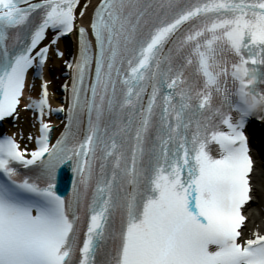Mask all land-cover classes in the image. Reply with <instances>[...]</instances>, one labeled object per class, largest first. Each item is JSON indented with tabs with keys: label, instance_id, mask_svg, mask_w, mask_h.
<instances>
[{
	"label": "snow or ice",
	"instance_id": "obj_1",
	"mask_svg": "<svg viewBox=\"0 0 264 264\" xmlns=\"http://www.w3.org/2000/svg\"><path fill=\"white\" fill-rule=\"evenodd\" d=\"M73 33L53 109L43 70ZM29 110L38 134L0 137V264H264L245 134L264 119V0H0V122Z\"/></svg>",
	"mask_w": 264,
	"mask_h": 264
},
{
	"label": "bare ground",
	"instance_id": "obj_2",
	"mask_svg": "<svg viewBox=\"0 0 264 264\" xmlns=\"http://www.w3.org/2000/svg\"><path fill=\"white\" fill-rule=\"evenodd\" d=\"M73 39L75 40V36L73 37ZM58 48H65V44L60 42L58 44ZM67 59V56L65 57ZM59 63V62H58ZM61 72V71H60ZM49 83V92H50V96H49V100L51 105H54V100H53V96H54V90L56 89L57 84H62L65 79L59 78L57 81V84H55V82L47 77V80ZM55 125V124H52ZM18 128H21L23 130V133L25 136L29 135V134H37V129L38 127L36 125H32V124H28L27 122L25 123H18ZM21 129H11L10 131L14 134H16L17 131L21 130ZM260 143L259 138H255V144L256 142ZM262 142V151H263V155L256 151V159H257V171H256V175H255V188H254V203L251 202L252 206L249 207L248 211H247V215H249L252 223L249 224V228L251 229L254 226L259 225L261 228H264V196L262 193V187H261V174L264 171V139H261ZM29 141H21V146L22 147H27L29 146Z\"/></svg>",
	"mask_w": 264,
	"mask_h": 264
}]
</instances>
